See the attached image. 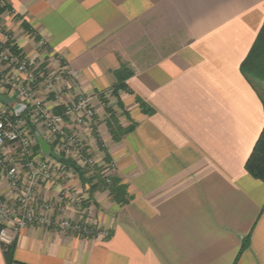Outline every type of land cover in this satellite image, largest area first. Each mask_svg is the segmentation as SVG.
I'll list each match as a JSON object with an SVG mask.
<instances>
[{
    "label": "crops",
    "instance_id": "obj_1",
    "mask_svg": "<svg viewBox=\"0 0 264 264\" xmlns=\"http://www.w3.org/2000/svg\"><path fill=\"white\" fill-rule=\"evenodd\" d=\"M263 26L264 0H0L19 48L43 42L77 72L76 92L102 94L131 128L114 141L95 104L93 157L113 161L126 194L77 181L100 231L30 226L0 264H264V184L244 168L264 127L247 71L264 61ZM122 67L132 76L114 97Z\"/></svg>",
    "mask_w": 264,
    "mask_h": 264
},
{
    "label": "built area",
    "instance_id": "obj_2",
    "mask_svg": "<svg viewBox=\"0 0 264 264\" xmlns=\"http://www.w3.org/2000/svg\"><path fill=\"white\" fill-rule=\"evenodd\" d=\"M0 35V96L13 98L11 103L0 101L1 251L6 252L30 226L55 227L88 238L94 228L81 220L72 221L64 213L86 199L80 197L82 191L75 183L80 181L78 176L63 162L85 171L86 181L98 167L103 188L108 190L115 164L105 155L100 162L93 158L98 141L103 147L96 130L95 104L105 112L108 101L101 94L76 92L77 72L66 70L63 57L51 53L42 42L33 55L23 58L1 27ZM16 106L24 107L18 117ZM33 124L43 133L32 136ZM37 135L50 146L48 154L37 149ZM56 211L61 213L58 219Z\"/></svg>",
    "mask_w": 264,
    "mask_h": 264
},
{
    "label": "trees",
    "instance_id": "obj_3",
    "mask_svg": "<svg viewBox=\"0 0 264 264\" xmlns=\"http://www.w3.org/2000/svg\"><path fill=\"white\" fill-rule=\"evenodd\" d=\"M23 29L30 33L31 31H29L27 29V27H25V25L22 26ZM259 39L261 40V44L263 45L264 48V26L263 29L259 35ZM264 57V54H263ZM132 76V72L130 70H128L126 67H122L120 70H118L115 73V77L117 79V85L112 89V95H114V97H116L118 91L120 90H124L125 89V85L124 82L130 78ZM137 103L139 104V106L141 107L142 111L145 114H150L151 111L147 108H145L143 103H140L139 101H137ZM120 106V104H119ZM264 107V104H263ZM105 113L107 115L106 118V128L107 131L110 135V137L116 141L117 138L119 136L125 135L126 133H128L131 128H126V129H122L119 125H118V121L113 113V111L108 107L105 109ZM94 135H96L95 131H94ZM99 150L103 151V147L102 144L100 143V141H98L97 143ZM38 145H37V149H38ZM63 164H65V166L67 168H71L74 170V172L76 173V175L78 176L79 180L81 181L82 185H87L88 186V192L90 194L93 193V191L96 189L97 185H100L101 187H103V183L101 181V177L99 176V172H95L96 176H94L93 178H91L90 180H85L84 174L86 173L85 171H82L79 168H76L74 165H72L70 162H63ZM245 171L254 179L261 181L264 184V127L259 135L258 140L256 141L247 161L245 162ZM96 180L95 183H93V181ZM124 186L119 184V180L115 179L114 177L111 178V185L108 188V190L110 191V195L112 196V198L117 202L122 204L123 201L125 200L124 198L126 197L125 194V190H124ZM11 248L12 246H10L6 252L3 253V256L7 259L10 255L11 252Z\"/></svg>",
    "mask_w": 264,
    "mask_h": 264
},
{
    "label": "rangeland",
    "instance_id": "obj_4",
    "mask_svg": "<svg viewBox=\"0 0 264 264\" xmlns=\"http://www.w3.org/2000/svg\"><path fill=\"white\" fill-rule=\"evenodd\" d=\"M11 19H13V17L11 18ZM23 30V33H21V34H23V36H24V34L25 35H28V36H30V38H32V39H37V36H35L34 34H32L31 32L30 33H28V32H26L24 29H22ZM10 32H7V35L12 39V37L10 36V34H9ZM22 42H23V44H24V46L22 47V48H19L18 47V53H19V55H22V57L24 58H28L29 56H28V54H26V52L23 50V49H26V48H28V49H30L31 51L30 52H32V50L34 49V47H33V44H29L30 42H28V41H26L25 42V38H23V40H22ZM41 42V41H40ZM15 43V42H14ZM43 43V42H42ZM16 45H17V43H15ZM18 46V45H17ZM35 50H36V48H35ZM35 50H34V53H35ZM249 66V65H248ZM259 66V69H255V68H253L252 66L251 67H247V71H248V77L249 78H251L256 84H257V86H258V90L260 91V95H261V98L263 99V103H264V61L261 63V64H259L258 65ZM65 69H66V67H65ZM67 70V69H66ZM48 73V72H47ZM102 95V94H101ZM103 96V95H102ZM104 97V96H103ZM6 97L5 96H0V100H6L5 99ZM13 98H10V99H8V100H6V103L8 102V103H11V100H12ZM36 132L37 133H43V130L42 129H40V128H37V126L36 125H34L33 124V126H30V133H31V135L33 136L34 134H36ZM89 137V136H88ZM87 137V138H88ZM87 142L91 145V141H90V137L87 139ZM88 143H86L87 145H88ZM36 144V143H35ZM36 146H37V144H36ZM94 148V147H93ZM95 149V148H94ZM99 149V148H98ZM94 154V153H93ZM94 159H95V157H93ZM96 160V159H95ZM98 171V167H94L93 168V176H96V174H95V172H97ZM114 174H115V172L113 173V177H114ZM75 183H77V182H75ZM80 197H82V198H86V194H85V192L84 191H82V192H80ZM86 202V201H85ZM85 202H83L82 204H81V206L79 207V206H76V207H71V208H68V211H64V213H66L68 216H69V218L72 220V221H78V220H81L83 223H86L87 225H89L91 228H93V225L90 223V222H88L87 221V219L89 218V216H90V211L89 212H87L86 210H85ZM64 208V207H63ZM78 212V213H77ZM65 214V215H66ZM61 215V213L59 212V211H56L55 212V219H58V217ZM86 221V222H85ZM100 230L98 229V228H95L94 229V231H93V235H95L97 232H99ZM107 235V234H106ZM105 235V236H106Z\"/></svg>",
    "mask_w": 264,
    "mask_h": 264
},
{
    "label": "water",
    "instance_id": "obj_5",
    "mask_svg": "<svg viewBox=\"0 0 264 264\" xmlns=\"http://www.w3.org/2000/svg\"><path fill=\"white\" fill-rule=\"evenodd\" d=\"M24 110L23 106H16L14 109L15 115L18 117ZM37 145L41 154L46 155L50 150V146L40 137L36 136Z\"/></svg>",
    "mask_w": 264,
    "mask_h": 264
}]
</instances>
